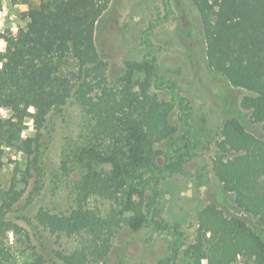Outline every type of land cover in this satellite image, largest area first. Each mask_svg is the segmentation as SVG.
<instances>
[{"label":"rangeland","instance_id":"rangeland-1","mask_svg":"<svg viewBox=\"0 0 264 264\" xmlns=\"http://www.w3.org/2000/svg\"><path fill=\"white\" fill-rule=\"evenodd\" d=\"M64 1L0 0V36L25 30L29 10ZM181 4L184 0H107L94 31L99 64L87 72L84 92L89 104L108 102V121L70 97L41 131V175L28 172L19 141L3 147L0 188L14 183L21 193L8 218L28 232L46 264H208L206 258L193 260L188 249L197 243L201 212L210 205L264 243L258 217L224 190L213 165L222 155H234L221 150L226 122L258 139L264 132L240 105L249 93L208 69L197 23ZM0 52L8 53L1 37ZM144 59L154 62L159 77L147 96L170 108L167 123L157 129L139 125L143 75L127 68ZM27 112L19 124L21 141L36 135V109ZM0 119L19 120L4 108ZM252 193L246 189L244 195ZM79 207L87 218L82 228L51 229L53 219L71 218ZM111 220L121 225L104 257L90 255L95 226ZM157 223L162 229H154ZM4 241L17 264H32L36 253L21 252L13 233ZM226 243L229 264H256L261 257L259 250L245 256L231 231Z\"/></svg>","mask_w":264,"mask_h":264},{"label":"trees","instance_id":"trees-1","mask_svg":"<svg viewBox=\"0 0 264 264\" xmlns=\"http://www.w3.org/2000/svg\"><path fill=\"white\" fill-rule=\"evenodd\" d=\"M181 6L188 20L197 23L208 69L232 87L249 93L240 105L250 112V121L259 124L264 132V0H184ZM106 7L107 0H66L52 9H31L24 15L25 30L0 36L8 50L6 55L0 52V108L19 119H0V164L3 147L19 141L25 146L28 172L41 175V131L54 121L70 97H77L82 105L94 110L102 123L108 121V102L89 104L84 92L87 72L99 64L94 31ZM194 29L189 28L191 32ZM127 68L143 75L145 93L138 103L140 127L157 129L165 125L170 112L168 104L147 96L159 79L154 62L144 59L138 64H127ZM30 107L36 109L35 139L21 141L20 120L28 115ZM221 137L223 153L234 155L215 159V175L225 191L235 194L239 206L258 217L264 229V186L260 185L264 183V139L246 134L234 121L223 125ZM246 189L253 192L252 196L244 195ZM20 198L14 183L8 190L0 188V264H17L4 241L8 232L20 239L21 252L36 253L28 232L8 218ZM86 219L79 207L71 218L53 219L51 229H63L65 225L82 228ZM120 225V221L111 220L95 226L90 255L103 258L107 243ZM155 226L154 229H162L160 223ZM228 231L245 256L250 258L259 250L261 257L256 256V264H264L263 241L236 221L224 218L214 205L201 212L197 243L189 247V256L193 260L206 258L208 264H229L232 252L226 243ZM32 264L46 263L36 253Z\"/></svg>","mask_w":264,"mask_h":264}]
</instances>
